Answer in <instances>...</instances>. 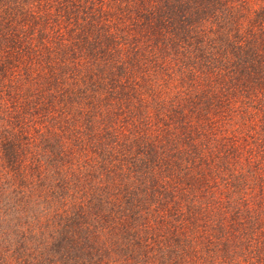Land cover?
<instances>
[{"label": "trees", "instance_id": "trees-1", "mask_svg": "<svg viewBox=\"0 0 264 264\" xmlns=\"http://www.w3.org/2000/svg\"><path fill=\"white\" fill-rule=\"evenodd\" d=\"M0 264H264V0H0Z\"/></svg>", "mask_w": 264, "mask_h": 264}]
</instances>
